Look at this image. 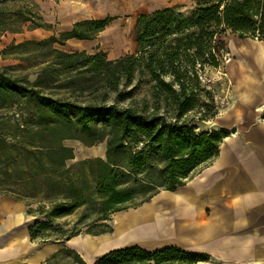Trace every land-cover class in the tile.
Returning <instances> with one entry per match:
<instances>
[{
	"label": "trees",
	"instance_id": "trees-1",
	"mask_svg": "<svg viewBox=\"0 0 264 264\" xmlns=\"http://www.w3.org/2000/svg\"><path fill=\"white\" fill-rule=\"evenodd\" d=\"M113 20H80L41 43L94 40ZM225 29L264 41V0H199L190 10L164 6L137 17V53L108 59L101 50L51 47L53 59L33 81L12 75L7 67L0 70V195L22 201L28 214L42 216L29 227L31 239L65 243L83 226L94 235L112 232L106 222L112 213L139 195L144 202L160 190H176L219 153L229 132L199 130L198 123L218 114L201 74L206 66L221 65ZM61 71L92 99L45 93ZM11 120L14 124L8 125ZM67 139L106 143L105 157L78 162L79 183L71 176L68 161L75 151ZM32 203H37L35 209ZM80 208L71 228L56 223ZM67 253L74 255L68 256L69 264H88L67 248L45 263ZM208 259L178 246L151 250L131 244L98 255L91 264H196Z\"/></svg>",
	"mask_w": 264,
	"mask_h": 264
},
{
	"label": "crops",
	"instance_id": "crops-1",
	"mask_svg": "<svg viewBox=\"0 0 264 264\" xmlns=\"http://www.w3.org/2000/svg\"><path fill=\"white\" fill-rule=\"evenodd\" d=\"M83 1L36 0L49 24L59 20L61 12L68 14L64 30L77 21L96 18L84 14ZM44 29L36 27L33 34L41 33V40L54 35ZM22 32L6 31L4 36L20 41ZM90 41L72 38L66 43L77 44L75 50L81 51L89 50ZM259 45L264 47V41H247L251 55L238 59L234 55L228 66L235 102L216 120L219 129L229 132L219 153L176 190H160L149 200L116 212L114 236L87 237L91 260L86 263L132 242L152 250L178 246L209 256L196 264H264V57L258 56ZM54 48L61 47L54 44ZM234 64L236 74L231 75ZM27 210L24 202L0 195V264H46L61 248L31 239L29 227L35 216ZM128 231L130 235L124 236ZM76 240L75 236L66 243ZM214 257L220 260L215 262Z\"/></svg>",
	"mask_w": 264,
	"mask_h": 264
},
{
	"label": "rangeland",
	"instance_id": "rangeland-1",
	"mask_svg": "<svg viewBox=\"0 0 264 264\" xmlns=\"http://www.w3.org/2000/svg\"><path fill=\"white\" fill-rule=\"evenodd\" d=\"M198 1L199 0H84L83 12L85 15L96 18H104L107 16L114 17V20L109 24V26L102 31L97 38L89 42V50L86 51L88 53H92V50H94L93 52L101 50L106 53L108 59L112 57L118 58L128 53H137L139 46L136 41V21L140 14L149 13L157 8L172 5H179L183 7V10H190L196 7ZM47 9H50V5ZM62 14L63 13L61 12V14L58 15L60 17L59 20L53 24H49L44 21V17L40 12V8L36 0H6L0 2V70L7 67L8 72L12 75L28 78L31 81L35 80L40 69L47 62L53 59L51 47H54V45H51L50 43H41L44 41L40 38L41 33L33 34V30L36 27L44 26L43 28H48L51 34L59 36V34L63 32L64 28L69 25L68 14ZM21 30H23L22 34L25 33V35H22V38L20 37V41H17L16 39L13 40L12 35L4 36V32L6 31L11 33ZM23 38L29 39L23 41ZM220 39L224 43V48L226 49L223 51V55L221 57V65L219 67L206 66L201 74L203 87L206 91H210L213 95L218 114L210 120L198 123L199 130L219 129V125L216 123L217 117L235 102L233 95L235 85L234 81L229 77L228 66L233 61L234 55L237 59L239 57H243V55L239 53V48H248L247 41L253 42L251 39L254 38H241L237 33L232 32L230 29H225L220 35ZM254 40L260 41V39L257 38ZM56 45L57 47H61L57 49L68 52L75 51V49L79 47L77 44L67 43H65L64 46H61L58 43H56ZM226 52H229L230 56L232 55V61L230 63L226 62L224 59V54ZM258 56L260 57V55ZM231 67V75H235V64ZM61 72L62 74L58 77L59 81L55 83L49 82L47 84L48 87H45L44 89L45 93H51L52 95L58 97H79L80 99H92V94L79 92L75 84H71L69 80L65 79L68 76L67 72ZM67 84L69 85V88L64 86ZM1 111L2 110H0V113ZM10 124H14V122L11 120L8 125ZM65 144L73 147L75 151V157L74 159L68 161V165L72 166L71 176L77 183L80 182V177L78 175L79 172L75 167L79 161L94 157H105V141L95 145H86L76 139H67L65 140ZM195 172L196 169L190 174V176ZM140 200L141 195L137 196L133 203L123 205V208L120 211H126L128 208L141 203ZM31 206L35 209L37 207V203H32ZM82 212L83 208H80L76 213L60 219L56 223H62L65 224V228H71L79 220ZM115 213H112L110 215V219L106 220L108 225L113 228L112 232L94 235L92 233H88L86 231V226H83L81 232L76 236L77 240L75 243L67 244V241L65 243H58L52 241L49 237L43 238V240L41 238L38 239H40V243L46 245L59 244L61 245L60 249L67 248L75 253H78L84 261L90 262L91 259L89 255H91V252L88 247L87 237L100 239L101 237L111 238L114 236ZM35 219H42V216H37L34 220ZM93 229L98 228L94 227ZM129 244L138 243L130 242ZM143 244L146 245V243ZM146 248L150 249V247ZM69 255L70 254L67 253L60 256L55 259L52 264H69V259H71L70 257H74V255L71 254L68 258ZM213 260L218 262L220 259L218 257H214Z\"/></svg>",
	"mask_w": 264,
	"mask_h": 264
},
{
	"label": "bare ground",
	"instance_id": "bare-ground-1",
	"mask_svg": "<svg viewBox=\"0 0 264 264\" xmlns=\"http://www.w3.org/2000/svg\"><path fill=\"white\" fill-rule=\"evenodd\" d=\"M251 41H253V43H256V44H259V41H257V40H254V39H251ZM259 48L257 49V52H258V55H260V57H264V47H262L261 45H259L258 46ZM239 53L241 54V55H243L244 57H247V56H250L251 54H250V50L248 49V48H246V47H240L239 48ZM232 61V55H231V59L229 60V62L228 63H230ZM124 219V218H123ZM122 221V220H121ZM123 228V227H122ZM125 229V228H124ZM126 235H130L129 234V231L127 232V233H125L124 234V236H126ZM123 236V237H124ZM118 238V237H117ZM118 243H120V242H118ZM100 247H102V246H100ZM105 248V247H104ZM107 248V247H106Z\"/></svg>",
	"mask_w": 264,
	"mask_h": 264
},
{
	"label": "built area",
	"instance_id": "built-area-1",
	"mask_svg": "<svg viewBox=\"0 0 264 264\" xmlns=\"http://www.w3.org/2000/svg\"><path fill=\"white\" fill-rule=\"evenodd\" d=\"M224 59L226 60V62H229V60L231 59V56H230L229 52H226L224 54Z\"/></svg>",
	"mask_w": 264,
	"mask_h": 264
}]
</instances>
